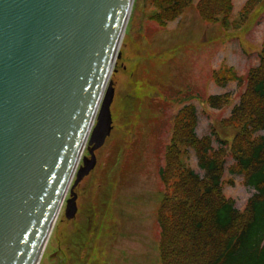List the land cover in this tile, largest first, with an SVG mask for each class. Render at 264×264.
Here are the masks:
<instances>
[{"label": "rangeland", "instance_id": "rangeland-1", "mask_svg": "<svg viewBox=\"0 0 264 264\" xmlns=\"http://www.w3.org/2000/svg\"><path fill=\"white\" fill-rule=\"evenodd\" d=\"M200 1L165 24L156 19L155 0L134 1L112 75V133L96 151L97 166L76 188V217H66L65 203L40 264H163L161 170L168 147L179 146L177 116L192 104L200 137L215 130V146L218 137L233 144L239 129L226 119L259 65L264 41V0L253 6L233 0L227 26L221 16L207 21ZM221 94H229L230 103L211 107L209 97ZM178 148L184 163L202 172L195 151L186 143ZM84 155L90 156L87 149ZM253 192L242 175L225 172L224 193L241 210Z\"/></svg>", "mask_w": 264, "mask_h": 264}, {"label": "water", "instance_id": "water-1", "mask_svg": "<svg viewBox=\"0 0 264 264\" xmlns=\"http://www.w3.org/2000/svg\"><path fill=\"white\" fill-rule=\"evenodd\" d=\"M134 1L0 0V264H40L65 203L76 217Z\"/></svg>", "mask_w": 264, "mask_h": 264}, {"label": "trees", "instance_id": "trees-1", "mask_svg": "<svg viewBox=\"0 0 264 264\" xmlns=\"http://www.w3.org/2000/svg\"><path fill=\"white\" fill-rule=\"evenodd\" d=\"M193 1L155 0L156 19L162 24L174 20ZM233 9V0L199 3L207 21L221 16L224 25ZM230 100L229 94L212 95L208 103L220 108ZM197 122L195 106H185L177 116L174 139L195 151L202 172L184 163L179 146L168 147L161 170L166 185L158 215L163 264H264V41L259 65L248 73L246 90L226 119L239 129L234 143L218 137L221 144L215 146L211 135L217 136L216 131L200 137ZM227 171L242 175L254 189L245 210L224 193Z\"/></svg>", "mask_w": 264, "mask_h": 264}]
</instances>
